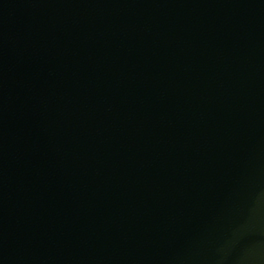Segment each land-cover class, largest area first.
<instances>
[{
	"label": "water",
	"instance_id": "obj_1",
	"mask_svg": "<svg viewBox=\"0 0 264 264\" xmlns=\"http://www.w3.org/2000/svg\"><path fill=\"white\" fill-rule=\"evenodd\" d=\"M0 264H264V0H0Z\"/></svg>",
	"mask_w": 264,
	"mask_h": 264
}]
</instances>
